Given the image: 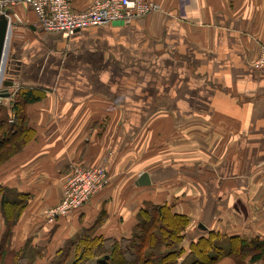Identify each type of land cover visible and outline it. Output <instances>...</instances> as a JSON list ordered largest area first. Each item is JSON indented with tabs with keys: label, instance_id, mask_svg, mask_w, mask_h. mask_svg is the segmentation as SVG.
Returning a JSON list of instances; mask_svg holds the SVG:
<instances>
[{
	"label": "crops",
	"instance_id": "obj_1",
	"mask_svg": "<svg viewBox=\"0 0 264 264\" xmlns=\"http://www.w3.org/2000/svg\"><path fill=\"white\" fill-rule=\"evenodd\" d=\"M93 1L70 0L74 11ZM145 1L159 11L69 40L41 33L26 6L15 10L16 79L43 96L26 106L32 138L0 165V203H26L10 232L0 216V246L28 251L26 263L56 264L85 232L127 240L150 205L187 219L185 256L212 233L264 242V69L255 66L264 0ZM75 164H103L110 184L46 224L41 212L62 200ZM143 173L150 186L137 184Z\"/></svg>",
	"mask_w": 264,
	"mask_h": 264
},
{
	"label": "trees",
	"instance_id": "obj_2",
	"mask_svg": "<svg viewBox=\"0 0 264 264\" xmlns=\"http://www.w3.org/2000/svg\"><path fill=\"white\" fill-rule=\"evenodd\" d=\"M13 95L15 101L10 113L14 118L8 119L7 113L0 108V164L23 148L32 138V131L27 128L24 112L26 106L37 103L43 96L40 89L23 84ZM19 205L16 203V206ZM13 206L15 204L10 205L3 195L1 209ZM187 224L184 216L172 214L169 208L145 206L140 210L134 232L127 240L117 242L93 239L89 237L90 232H85L77 243H71L62 251L56 264H68L71 254H73L71 264H153V257L156 256L143 255V251L147 249L153 251L157 246L164 250L160 259L161 264H175V260L183 255L178 247L183 239L181 233ZM218 240L223 241L213 233L206 237L201 236L190 246L191 259L188 264H213L227 256L238 260L248 257L251 263L257 260L264 261L263 241L231 237L220 246L216 244ZM5 252L0 248V260L4 258Z\"/></svg>",
	"mask_w": 264,
	"mask_h": 264
},
{
	"label": "built area",
	"instance_id": "obj_3",
	"mask_svg": "<svg viewBox=\"0 0 264 264\" xmlns=\"http://www.w3.org/2000/svg\"><path fill=\"white\" fill-rule=\"evenodd\" d=\"M19 6H26L35 16V27L41 33L57 34L62 40H69L78 31L86 29L119 23L128 25L159 11L157 5L145 0H94L82 11H74L70 0H0V17L7 20L6 45L0 69V93L5 89L3 82L12 81V87L8 88L9 97L0 98V104L8 101L22 86L15 75L19 63L11 56L12 36L15 26L21 22L20 17L15 13ZM256 65L257 68L264 69V46L261 48L260 61ZM107 176V168L103 164L87 170L74 168L72 175L65 182L60 204L47 212V221L55 223L59 218H64L82 208L92 196L106 188ZM260 177L264 192V166Z\"/></svg>",
	"mask_w": 264,
	"mask_h": 264
},
{
	"label": "rangeland",
	"instance_id": "obj_4",
	"mask_svg": "<svg viewBox=\"0 0 264 264\" xmlns=\"http://www.w3.org/2000/svg\"><path fill=\"white\" fill-rule=\"evenodd\" d=\"M146 18V17H145ZM144 19V18H143ZM16 32H18V30H16ZM261 55V54H260ZM48 59V58H47ZM50 60V59H49ZM260 61V57L257 59V61L255 62V63H257V62H259ZM34 65H37L38 64V62H37V59H34V61L32 62ZM255 66H257V65H255ZM14 95L12 96V97H10L9 98V100L8 101H4V102H2V104H0V108L1 109H3L2 111H4L5 112V114L7 113V116H8V119L10 118V120H12L14 117H13V114H11L10 113V109L12 108V105H13V103H14ZM10 99H12V101L10 100ZM16 100H19V98H16ZM26 110V109H25ZM24 114H25V112H24ZM26 124H27V122H26ZM30 129V128H29ZM27 144V143H26ZM25 144V145H26ZM24 145V146H25ZM24 148V147H23ZM23 148H21L19 151H21ZM196 149H197V147H196ZM206 150H208L209 151V149L208 148H206ZM212 151H210L212 154L214 153V152H217V150L216 149H214V148H212L211 149ZM18 152V151H17ZM16 152V153H17ZM199 153V152H198ZM15 154V153H14ZM13 155V154H12ZM11 155V156H12ZM11 156H10V158H11ZM10 158L9 159H7L6 161H4V162H2L0 165H2V164H4V163H6L8 160H10ZM212 159H214V158H212ZM100 164H97L96 166H91V167H88V166H85V165H71L70 166V172L68 173V176L66 177V179H65V181H64V186L63 187H65V182L68 180V178L72 175V173H73V170H74V168H77V169H94V168H96L97 166H99ZM108 172V171H107ZM108 185L110 184V176H109V174H108ZM261 182H262V179H261ZM107 185V186H108ZM64 189V188H63ZM261 191H262V187H261ZM63 193V192H62ZM97 194V193H96ZM263 194H264V192H263ZM6 198V197H5ZM61 202V201H60ZM60 202H58L57 204H55L53 207H50V208H48V209H44L41 213H42V219H45V223L46 224H52V223H50V221H47V212H49V210H51V209H54L55 207H57L59 204H60ZM20 205L19 206H16V207H9V208H6V209H1L0 208V216H2V218H3V220H4V224H5V228H8V231L10 232L11 231V229H12V226L18 221V218L20 217V215L22 214V210H23V208L26 206V203H19ZM100 222H102V219L101 218H99L98 219V223H100ZM98 223L96 224V225H98ZM90 236L89 237H91V235L92 234H89ZM183 240V239H182ZM182 242V241H181ZM181 242L179 243V245H181ZM4 244H3V246H0V248L2 249L4 246H6L7 245V243L8 242H6V239H4V242H3ZM216 244H218V245H223L224 244V241H221V240H218V242H216ZM190 246L191 245H189V250H190ZM6 252H7V255H5V253L3 254L4 256V258L3 259H1L0 260V262L2 263V264H31V263H26L25 262V260L23 259L24 258V256L23 255H25V256H27V254H28V251H25V252H21V253H15L14 251L13 252H9V250L8 249H6V248H3ZM190 252H191V250H190ZM162 254H164V250L162 249V248H160L159 246H157L156 248H155V250H153V251H151V249H147V250H144L143 251V255H154V256H156V258L155 257H153V264H161V262H160V259H161V256H162ZM29 256V257H28ZM27 256V258H29L30 260H31V256L30 255H28ZM33 257H35V256H33ZM72 258H73V254H71V256H70V259H69V261H68V264H71L72 263ZM185 258V259H184ZM190 259H191V256H190V253H189V256H188V254L185 256V255H182L181 254V256H179L176 260H175V264H188L189 262H190ZM4 260V261H3ZM36 259H34L33 258V261H35ZM242 260V259H241ZM240 260V261H241ZM179 261H182V262H179ZM39 264H42V261H40L39 262Z\"/></svg>",
	"mask_w": 264,
	"mask_h": 264
},
{
	"label": "water",
	"instance_id": "obj_5",
	"mask_svg": "<svg viewBox=\"0 0 264 264\" xmlns=\"http://www.w3.org/2000/svg\"><path fill=\"white\" fill-rule=\"evenodd\" d=\"M7 38V20L4 17H0V69L3 61L2 55L4 53L5 42ZM5 89L1 91L0 98L7 99L9 97L8 88L12 87V81L7 80L3 82ZM139 186H150L151 181H149V176L143 173L139 176L137 180Z\"/></svg>",
	"mask_w": 264,
	"mask_h": 264
}]
</instances>
